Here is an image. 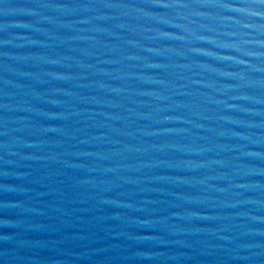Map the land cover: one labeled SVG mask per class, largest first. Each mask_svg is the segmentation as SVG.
I'll return each instance as SVG.
<instances>
[{
    "label": "water",
    "instance_id": "95a60500",
    "mask_svg": "<svg viewBox=\"0 0 264 264\" xmlns=\"http://www.w3.org/2000/svg\"><path fill=\"white\" fill-rule=\"evenodd\" d=\"M0 264H264V0H0Z\"/></svg>",
    "mask_w": 264,
    "mask_h": 264
}]
</instances>
